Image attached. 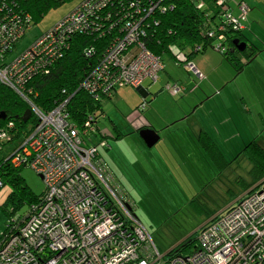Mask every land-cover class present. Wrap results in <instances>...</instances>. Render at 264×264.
I'll list each match as a JSON object with an SVG mask.
<instances>
[{
	"label": "built area",
	"instance_id": "2783aa9c",
	"mask_svg": "<svg viewBox=\"0 0 264 264\" xmlns=\"http://www.w3.org/2000/svg\"><path fill=\"white\" fill-rule=\"evenodd\" d=\"M226 1L220 0L218 5ZM112 3L80 1L10 62L8 56L31 25L26 17H6L0 23V84L23 96L25 84L57 61L59 48L75 32H87V20ZM237 7L239 19L228 12V25L242 31L249 8L243 2ZM152 10L149 7L148 13ZM140 34L130 23L123 39L110 45L81 88L101 99L111 97L118 88L155 83L163 70L162 60L141 46ZM176 59L186 71L200 77L184 56ZM176 89L168 90L175 94ZM65 103L47 112L32 107L37 125L9 157L13 167L25 166L40 176L44 192L24 217L8 221L0 240V264H264V179L200 227L194 251L173 253L187 240L184 238L161 253L98 162L99 141H92L97 133L94 115L76 127Z\"/></svg>",
	"mask_w": 264,
	"mask_h": 264
},
{
	"label": "rangeland",
	"instance_id": "374dc122",
	"mask_svg": "<svg viewBox=\"0 0 264 264\" xmlns=\"http://www.w3.org/2000/svg\"><path fill=\"white\" fill-rule=\"evenodd\" d=\"M238 2L240 0H228L229 13L236 19H239L240 12ZM247 2L251 11L249 10L248 18L243 23L245 29L242 36L247 39V42L244 41L245 45L252 47L251 51L255 56L241 71L229 63L216 48H209L204 53L191 57L194 60L205 56L208 60L205 73L199 72L200 77L193 75L188 78V73L178 60L171 55L162 57L165 64L175 65L174 74L178 75L179 82L189 81L192 86H196L192 87L191 92H196L190 98L202 96L203 90L207 95L205 96L212 100H205L200 106L193 103L185 107L186 120L183 118L176 122L170 131L161 130L164 127L161 125L166 117H180L179 105L176 103L181 100L179 96L172 104L161 101L158 105L155 102V116L149 110L142 112V115L147 114L148 119L143 117L148 120V125L161 130V139H165L156 147L147 149L137 130L124 119L130 109L135 107L136 100H140L135 88H118L110 99H99L102 115L96 112L99 136L93 137L92 141L94 144L99 141L98 158L107 165L112 178L105 172L104 174L118 184L122 195L132 201L128 199L132 203L134 215L145 227L154 245L161 250L173 247L184 238H190V245L195 246L198 230L208 221V214L220 213L238 198V194H242L237 178H247L245 171L250 169V163L243 153L241 162H234L237 156L226 168H223V162H214L197 143L198 132L192 126L193 123L203 126L214 143L226 152L232 147L236 151L244 149L253 141L264 148V0ZM79 3L80 0H71L49 11L37 25H31L8 56L7 62L28 49L37 37ZM214 46H217L216 42ZM242 57L237 56L238 60L245 63V57ZM189 63L192 62L189 60ZM200 63L203 62H197L201 65ZM162 74L166 76L164 72ZM155 86L151 91L158 93L160 86ZM163 92L166 97H171L169 90L167 92L163 88L160 93ZM187 100L190 101L188 97ZM23 140L24 138H19L5 145L0 151V160L10 157ZM8 162L12 166L11 160ZM18 174L33 193L40 195L44 192L42 180L30 168H19ZM10 192V186L2 181L0 239L11 215L14 214L12 218L24 217L29 208L28 205H23L11 213V207H5L4 203Z\"/></svg>",
	"mask_w": 264,
	"mask_h": 264
},
{
	"label": "trees",
	"instance_id": "16d2710c",
	"mask_svg": "<svg viewBox=\"0 0 264 264\" xmlns=\"http://www.w3.org/2000/svg\"><path fill=\"white\" fill-rule=\"evenodd\" d=\"M70 1L2 0L0 2V23L6 17L13 15L19 18L26 17L30 25H37L49 11ZM219 1L116 0L115 2L113 0L112 4L101 7L96 18L87 20V32L84 30L75 32L67 45L59 48V57L51 68L36 74L25 84L23 96L10 87L0 84V136H4V138H0V151L8 143L19 138L25 140L30 135L37 125V117L33 108L47 112L66 101L65 111L76 127L81 126L87 116L94 115L97 127L95 137L97 138L99 136L97 113L101 112L100 100L94 99L93 95L81 86L102 61L104 53L110 45L123 39L130 23L137 26L141 33L138 37L141 46L161 60L164 55H171L175 58L177 55H181L188 61L191 57L202 54L209 48H216L214 42H219L220 48L217 51L223 54L225 59L236 69L241 70L254 58L255 53L251 51L252 47L245 45L244 41L247 39L242 36L243 30H234L232 25H228L227 16L230 14H228V1L220 6L218 5ZM149 7L153 9L151 13H148ZM162 9L163 13H161ZM73 10L75 9L70 12ZM220 37L221 39L218 41ZM236 41H238V46L241 45L242 50L239 52L243 53L245 63L231 54L234 48L238 49L234 45ZM186 48H190L189 51L185 50ZM246 48L247 50H245ZM237 61L239 64L236 63ZM27 111L30 112V116L24 123L22 117ZM242 153L252 166L251 170L245 171L247 175L245 181L237 178L242 192L246 193L254 184L264 178V148L258 142L253 141L245 146ZM8 160L9 157L6 160H0V179L11 188L4 203L5 207H11V213H14L23 205L30 207L38 204L43 193L40 195L33 193L18 174L19 168L10 166ZM223 163V168H226L231 162L224 160ZM128 206L133 213L132 203L128 202ZM208 215L209 219L213 216L212 213ZM133 216L141 224L134 213ZM7 225L8 222L5 231L8 230L10 224ZM190 242L191 240L188 238L173 253L187 254L194 251L196 245H190ZM169 249L158 248L161 253Z\"/></svg>",
	"mask_w": 264,
	"mask_h": 264
},
{
	"label": "crops",
	"instance_id": "0c3cea01",
	"mask_svg": "<svg viewBox=\"0 0 264 264\" xmlns=\"http://www.w3.org/2000/svg\"><path fill=\"white\" fill-rule=\"evenodd\" d=\"M240 2L245 3L248 6V8H250L249 10L251 11V6L247 2V0H240ZM249 10H248V13H247L246 20L248 18L249 13H250ZM232 16H234V15L232 14ZM242 25H243V30H244V24H242ZM231 54H235L236 55V52L233 51V52H231ZM235 55H234V57H235ZM174 59H176V58L174 57ZM189 60L192 63H193V61H196V63L195 64L193 63V65H194V67L197 65V67H195V68H196L197 71L199 69L198 72L203 73V74L205 73L207 65L209 64L208 60L205 58V56L203 58H199V59L198 58H194V60H193V58H191ZM189 60H188V62H189ZM197 62H203V63H200L201 65H199V64H197ZM162 64H163V70L158 74L157 81L155 83H152V82L148 83L147 81H144L145 83H142V85L140 87L135 88L137 90V92L139 93L140 100L139 99L136 100L135 107L133 109L131 108L129 113H128V115H126L124 117V119L128 123V125H130L132 128H134L135 131L137 130L136 132L138 133V135H139L140 131H144V130H152V131H154L157 134L159 139L151 148H153L154 146L156 147L162 141L165 140V139H161V130L162 129L164 131H167L170 128H172L173 125L176 122H178L179 120H181L183 118H184L183 120H186L187 111L185 110V107H188L189 105H191L193 103H195L198 106H200L201 104H203L205 102V100L207 101V100L211 99V98L206 97L207 95L205 94V92L203 90H202V96L196 95L197 96L196 98H190L191 95L196 92V90L194 92H191L192 87H196V86H192V84H190L189 81H186V80H185L186 81L185 83L179 82L178 75L174 74V68L173 67H175V65L173 63H172V66H171L168 63L165 64L162 61ZM199 66H202V67H199ZM162 72H164L168 78L165 75H163ZM186 72L188 73V78H190V77L192 78L193 74L189 73L188 71H186ZM176 80H178V81H176ZM202 83H204V81ZM145 85H147V86H145ZM155 85L160 86V89L158 90V93L155 92V91H151L152 88L156 87ZM163 85H164V87H162ZM173 87L177 88L176 89L177 93H175V94L171 93V95L168 93L171 97H169V96L166 97L164 92L160 93V90L163 89V88L165 89V91L168 92V89H171ZM198 88H200V87H198ZM182 94H184V96H182ZM178 96H179V99H181L178 102H176L177 105H179L180 117H176L175 115H174V117H166L164 119V121L162 122L161 127L162 126H164V127H162L161 130H157V129L151 128L148 125L149 122L147 120L148 119L147 118V114L146 115L145 114L142 115V112L145 113L147 110H149V112L154 115L153 108L155 106V102H157L158 105L161 104V101L172 104V102H174L175 99H177ZM187 97H188V99H190V101L187 100ZM142 104H144V108H141ZM143 116H145L147 119H145ZM166 119L168 121H166ZM192 121H194V120H192ZM163 124H165V125H163ZM192 126H195V128H196V130L198 132V136H197L196 141L200 145V148H202L205 152H207V154L213 159L214 162H217L218 164L220 162H224V160L225 161L226 160H230V162H233L234 158L237 157V156H238V158L236 160H234V162H241L240 159H242V155H243L242 151L244 149L241 148L239 151H236L235 148L232 147V148L228 149L227 152H226L223 149L219 148L216 145V143H214V141L212 140V138L210 136V133L208 131H206V129L203 126L198 125V124L195 125V123H193ZM142 143H143V141H142ZM144 146H145V144H144ZM151 148H147V149H151ZM228 155H231V156H228ZM98 156H99V154H98ZM97 159H98V162H101L102 166L105 169L106 174L109 177H111L109 175L108 171H107V170H109L107 165L102 161V159H99L98 157H97ZM247 161L250 162L248 159H247ZM251 168H252V166L250 164V169L249 170H251ZM109 172H110V170H109ZM241 179L244 180L245 178L242 177ZM247 180L249 181V179H247ZM116 185L118 186V184H116ZM242 194H244V193L242 192ZM241 195L238 194V197L241 196ZM124 197L128 201V199H127V197L125 195H124Z\"/></svg>",
	"mask_w": 264,
	"mask_h": 264
},
{
	"label": "water",
	"instance_id": "95a60500",
	"mask_svg": "<svg viewBox=\"0 0 264 264\" xmlns=\"http://www.w3.org/2000/svg\"><path fill=\"white\" fill-rule=\"evenodd\" d=\"M237 42L238 41H236L235 43H234V45H235V47L236 48H238L239 50H242V48H241V45H237ZM243 47V46H242ZM231 52H233V51H231ZM29 116H30V112L29 111H27L25 114H24V116L22 117V120L24 121V123L26 122V121H28V118H29ZM3 118V117H2ZM139 137H140V139L143 141V143L145 144V146L147 147V148H151L157 141H158V136H157V134L154 132V131H152V130H144V131H140L139 132ZM41 180H42V178L40 177V176H38Z\"/></svg>",
	"mask_w": 264,
	"mask_h": 264
},
{
	"label": "flooded vegetation",
	"instance_id": "af4514ba",
	"mask_svg": "<svg viewBox=\"0 0 264 264\" xmlns=\"http://www.w3.org/2000/svg\"><path fill=\"white\" fill-rule=\"evenodd\" d=\"M240 42H242L241 39H240ZM245 50H247V48H246ZM234 51L236 52V56H239V57H240V56H243V53H242V52H239V49H234ZM141 129H142V128H141ZM141 129H140V130H141ZM241 178H242V177H239V179H241ZM263 179H264V178H263ZM261 180H262V179H261ZM261 180H260V181H261ZM258 182H259V181H258ZM258 182H257V183H258Z\"/></svg>",
	"mask_w": 264,
	"mask_h": 264
},
{
	"label": "clouds",
	"instance_id": "9594fccd",
	"mask_svg": "<svg viewBox=\"0 0 264 264\" xmlns=\"http://www.w3.org/2000/svg\"><path fill=\"white\" fill-rule=\"evenodd\" d=\"M225 209V208H224ZM218 214V213H217ZM214 216V215H213Z\"/></svg>",
	"mask_w": 264,
	"mask_h": 264
}]
</instances>
